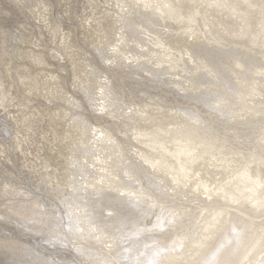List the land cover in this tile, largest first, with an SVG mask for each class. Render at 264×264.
I'll list each match as a JSON object with an SVG mask.
<instances>
[{"label": "bare ground", "instance_id": "obj_1", "mask_svg": "<svg viewBox=\"0 0 264 264\" xmlns=\"http://www.w3.org/2000/svg\"><path fill=\"white\" fill-rule=\"evenodd\" d=\"M5 1L0 264H264V0Z\"/></svg>", "mask_w": 264, "mask_h": 264}, {"label": "rangeland", "instance_id": "obj_2", "mask_svg": "<svg viewBox=\"0 0 264 264\" xmlns=\"http://www.w3.org/2000/svg\"><path fill=\"white\" fill-rule=\"evenodd\" d=\"M10 4H8L5 0H1V5H0V25L1 26H11L12 24H16L17 22L20 21V19H23V17H21L22 15L19 14V12L16 13V11L13 9V7L11 8V11H13L11 14L12 15H5V13L8 11V7L10 9ZM2 7V8H1ZM85 4L81 3V4H78L77 7H76V11H75V14L80 12V14L82 13V11H84L85 9ZM14 18V19H13ZM17 18V19H16ZM16 19V20H15ZM19 19V20H18ZM14 20V21H13ZM16 22V23H15ZM12 23V24H10ZM1 26H0V30H1ZM3 31H0V78H1V75H2V69H1V60L3 59V49H4V46H3ZM84 48L88 49L87 46H85ZM5 136V134H4Z\"/></svg>", "mask_w": 264, "mask_h": 264}]
</instances>
